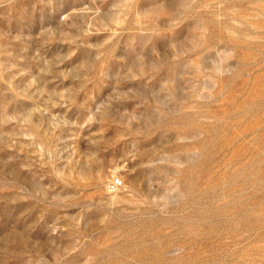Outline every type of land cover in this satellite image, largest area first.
Segmentation results:
<instances>
[{
  "label": "rangeland",
  "instance_id": "rangeland-1",
  "mask_svg": "<svg viewBox=\"0 0 264 264\" xmlns=\"http://www.w3.org/2000/svg\"><path fill=\"white\" fill-rule=\"evenodd\" d=\"M0 264H264V0H0Z\"/></svg>",
  "mask_w": 264,
  "mask_h": 264
},
{
  "label": "built area",
  "instance_id": "built-area-1",
  "mask_svg": "<svg viewBox=\"0 0 264 264\" xmlns=\"http://www.w3.org/2000/svg\"><path fill=\"white\" fill-rule=\"evenodd\" d=\"M117 183H118V181H117Z\"/></svg>",
  "mask_w": 264,
  "mask_h": 264
}]
</instances>
